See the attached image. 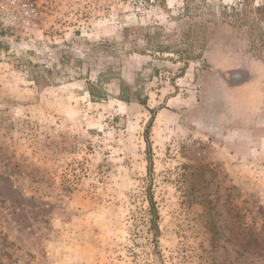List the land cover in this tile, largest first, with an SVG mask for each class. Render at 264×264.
I'll list each match as a JSON object with an SVG mask.
<instances>
[{
	"label": "rangeland",
	"instance_id": "obj_1",
	"mask_svg": "<svg viewBox=\"0 0 264 264\" xmlns=\"http://www.w3.org/2000/svg\"><path fill=\"white\" fill-rule=\"evenodd\" d=\"M0 264H264V0H0Z\"/></svg>",
	"mask_w": 264,
	"mask_h": 264
},
{
	"label": "trees",
	"instance_id": "obj_2",
	"mask_svg": "<svg viewBox=\"0 0 264 264\" xmlns=\"http://www.w3.org/2000/svg\"><path fill=\"white\" fill-rule=\"evenodd\" d=\"M260 8H257V11H259ZM149 206L146 212V225L148 226V230L150 233H152L153 236V242L156 245L157 244V234H158V214L157 211L154 207V204L152 202V200H148ZM246 251V249H245Z\"/></svg>",
	"mask_w": 264,
	"mask_h": 264
}]
</instances>
